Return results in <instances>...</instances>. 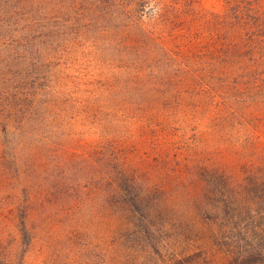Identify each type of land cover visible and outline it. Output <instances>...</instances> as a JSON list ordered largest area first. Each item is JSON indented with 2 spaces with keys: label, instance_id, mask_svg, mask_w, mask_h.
Here are the masks:
<instances>
[{
  "label": "rangeland",
  "instance_id": "rangeland-1",
  "mask_svg": "<svg viewBox=\"0 0 264 264\" xmlns=\"http://www.w3.org/2000/svg\"><path fill=\"white\" fill-rule=\"evenodd\" d=\"M0 264H264V0H0Z\"/></svg>",
  "mask_w": 264,
  "mask_h": 264
}]
</instances>
